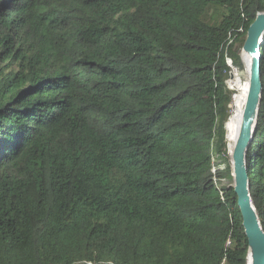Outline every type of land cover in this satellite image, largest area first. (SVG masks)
<instances>
[{"label": "trees", "instance_id": "16d2710c", "mask_svg": "<svg viewBox=\"0 0 264 264\" xmlns=\"http://www.w3.org/2000/svg\"><path fill=\"white\" fill-rule=\"evenodd\" d=\"M260 12L264 0H0V264H246L227 81L246 78ZM260 52L245 164L264 232V38Z\"/></svg>", "mask_w": 264, "mask_h": 264}, {"label": "water", "instance_id": "95a60500", "mask_svg": "<svg viewBox=\"0 0 264 264\" xmlns=\"http://www.w3.org/2000/svg\"><path fill=\"white\" fill-rule=\"evenodd\" d=\"M264 38V12L257 13L249 26L242 48L250 63L249 93L245 104L240 132L234 149L228 155L232 169V189L247 240L250 264H264V232L250 196V182L245 164L247 149L252 144L261 104L262 84L260 73L261 45Z\"/></svg>", "mask_w": 264, "mask_h": 264}, {"label": "bare ground", "instance_id": "6f19581e", "mask_svg": "<svg viewBox=\"0 0 264 264\" xmlns=\"http://www.w3.org/2000/svg\"><path fill=\"white\" fill-rule=\"evenodd\" d=\"M241 59H242V62L244 64V68L246 71V78L242 83L241 92L239 94L238 100H237L235 107H234V109H235L234 114H233V116L230 117L229 123H228V142H229V144L228 143L227 144L229 145V152L230 153L234 149L233 146H235L239 132H240L242 115L244 112L245 104H246L248 93H249L250 63H249L248 58L244 54H241ZM229 82H230V80L228 81V83ZM233 82H234V84H232L233 87L235 86L236 88H238L239 82L237 80H233ZM226 141H227V139H226ZM247 264H250L249 258L247 260Z\"/></svg>", "mask_w": 264, "mask_h": 264}, {"label": "rangeland", "instance_id": "374dc122", "mask_svg": "<svg viewBox=\"0 0 264 264\" xmlns=\"http://www.w3.org/2000/svg\"><path fill=\"white\" fill-rule=\"evenodd\" d=\"M242 60V59H241ZM232 76H233V78L236 76V75H238V73H237V71H232ZM231 79L230 80V82L228 83V81H227V86L229 85V86H231L230 88H232L233 90H234V88H233V85L232 84H234V82H233V80H237L238 81V79H237V77H235L234 79ZM244 81V80H243ZM239 82V81H238ZM241 83H242V81H240ZM240 82L238 83V88H236L235 86V88L236 89H238L239 90V92H241V87H242V84H240ZM235 91V90H234ZM233 92V91H232ZM236 95H237V92H235V94H234V100H233V103H234V101H235V99H236ZM239 97V96H238ZM238 100V99H237ZM237 102V101H236ZM236 102H235V104H236ZM233 103H232V105H233ZM235 107V106H234ZM234 111H235V109H234ZM231 113H232V111H231ZM234 114V113H233ZM231 115V114H230ZM233 116V115H232ZM230 117V116H229ZM228 123H229V121H227V123H226V125H225V129H226V139H227V143L229 144V142H228ZM227 144V149H228V151H229V145ZM234 147V146H233Z\"/></svg>", "mask_w": 264, "mask_h": 264}, {"label": "built area", "instance_id": "2783aa9c", "mask_svg": "<svg viewBox=\"0 0 264 264\" xmlns=\"http://www.w3.org/2000/svg\"><path fill=\"white\" fill-rule=\"evenodd\" d=\"M226 64L232 68V64H231V61L229 59H226ZM232 71H236L234 68H232Z\"/></svg>", "mask_w": 264, "mask_h": 264}]
</instances>
